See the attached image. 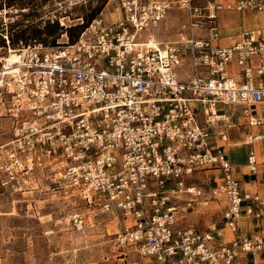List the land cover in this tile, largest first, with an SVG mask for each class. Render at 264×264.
Segmentation results:
<instances>
[{"label":"built area","instance_id":"1","mask_svg":"<svg viewBox=\"0 0 264 264\" xmlns=\"http://www.w3.org/2000/svg\"><path fill=\"white\" fill-rule=\"evenodd\" d=\"M113 1L121 17L101 13L74 43L11 49L6 38L8 55L19 59L0 58V104L9 100L14 136L0 164L3 184L16 189L21 176L52 160L90 207L120 221L116 243L152 264H264V237L246 230L261 221L264 196L241 188L225 150L228 134L215 132L220 122L235 127L218 104H244L249 124H264L249 107L264 111V24L217 44L220 12L259 19L264 0ZM173 4L187 21L150 44V33L142 34ZM233 61L244 81L227 73ZM258 165L251 150L248 170ZM197 172L215 182L210 196L186 183ZM217 196L218 218L203 229L186 222L190 208ZM69 219L78 230L88 220Z\"/></svg>","mask_w":264,"mask_h":264},{"label":"rangeland","instance_id":"2","mask_svg":"<svg viewBox=\"0 0 264 264\" xmlns=\"http://www.w3.org/2000/svg\"><path fill=\"white\" fill-rule=\"evenodd\" d=\"M101 13L112 20L121 17L113 0H0V58L8 55L7 37L11 49L29 44L55 47L75 41ZM186 21V12L173 4L158 27L142 37L154 32L157 40L169 39ZM8 105L9 100L0 104V164L6 144L14 137ZM58 167L47 160L33 173L21 176L22 184L16 189L4 185V174L0 173V264H152L151 258L116 243L120 221L90 207ZM200 173L187 177L186 183L194 186V176ZM208 187L202 189L210 196ZM222 204V196L207 206L200 200L188 211L186 222L203 229L218 218ZM76 213L88 218L82 230L69 219Z\"/></svg>","mask_w":264,"mask_h":264},{"label":"crops","instance_id":"3","mask_svg":"<svg viewBox=\"0 0 264 264\" xmlns=\"http://www.w3.org/2000/svg\"><path fill=\"white\" fill-rule=\"evenodd\" d=\"M263 24L264 18L258 20L254 14L250 12L222 11L218 15L220 39L217 44L229 46L234 43L243 30L254 28ZM226 70L228 74L234 76L237 80H245V76L241 68L236 65L235 61L229 63ZM253 79L255 82L261 80L256 73L254 74ZM245 107L246 105L244 104H218V110L229 116L232 122H234L235 127L225 128L224 124L220 122L216 125L215 132L220 133L225 130L228 134L225 150L230 162L236 170V176L241 182V188L243 190H248L252 193L264 196V161L260 160L264 157V124L251 126L249 124V118L245 116L243 112ZM249 107L253 116L264 119V111L261 110L260 106L250 105ZM249 136H258V138L254 140L252 144H248L246 142ZM214 141L221 143L219 136H215ZM251 150L255 151L259 160L258 169L254 173L248 170V155ZM201 174L206 175L201 172L199 176H194V186L197 185L200 188H206L215 184L214 181L207 182L208 179L203 178L204 175L201 176ZM197 180L199 182L201 180L202 184L196 183ZM219 210L221 213L222 206ZM246 230L249 231L251 236L264 237V211L261 221L256 222L255 224H250Z\"/></svg>","mask_w":264,"mask_h":264},{"label":"bare ground","instance_id":"4","mask_svg":"<svg viewBox=\"0 0 264 264\" xmlns=\"http://www.w3.org/2000/svg\"><path fill=\"white\" fill-rule=\"evenodd\" d=\"M7 11V10H6ZM149 38H150V40H151V42H150V44H154V40H157V36H156V34L154 33V32H151L150 33V35H149ZM6 61H7V63H14V62H16L18 59H19V57H18V54L16 53V52H14L13 50L11 51V53L9 54V55H7L6 56ZM10 88H12V86L10 85ZM81 237V236H80ZM79 237V238H80ZM83 237V236H82ZM76 240V239H75ZM80 242V241H79Z\"/></svg>","mask_w":264,"mask_h":264},{"label":"trees","instance_id":"5","mask_svg":"<svg viewBox=\"0 0 264 264\" xmlns=\"http://www.w3.org/2000/svg\"><path fill=\"white\" fill-rule=\"evenodd\" d=\"M88 25H89V24H88ZM88 25H86V26L82 29V31H83ZM61 29H62V27H59V30H61ZM82 31H81V32H82ZM80 34H81V33H80ZM79 36H80V35H79ZM78 38H79V37H78ZM78 38H77V39H78ZM77 39H76V40H77ZM76 40H75V41H76ZM75 41L70 42V43H74Z\"/></svg>","mask_w":264,"mask_h":264}]
</instances>
